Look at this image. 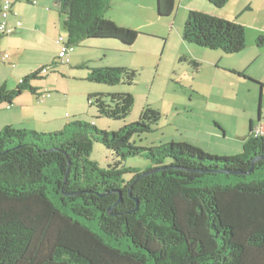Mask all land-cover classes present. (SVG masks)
<instances>
[{
	"label": "trees",
	"instance_id": "obj_1",
	"mask_svg": "<svg viewBox=\"0 0 264 264\" xmlns=\"http://www.w3.org/2000/svg\"><path fill=\"white\" fill-rule=\"evenodd\" d=\"M175 1L156 0L157 15L171 16ZM204 1L217 9L229 2ZM54 2L67 46L116 40L130 47L140 35L104 17L110 0ZM182 39L226 55L246 47L244 26L192 10ZM256 46L264 48V35ZM41 70L13 90L0 86V105L35 94L30 82L44 78ZM134 78L124 68H91L86 79L115 86ZM94 96L88 101L98 116L113 120L124 119L133 103L126 94L107 95L108 102ZM157 117L147 109L111 135L82 121L47 134L0 130V264H264V159L251 165L264 157V135L247 139L232 157L186 143L133 146L132 137L152 132ZM94 140L120 160L145 152L153 166L136 172L117 162L101 169L89 160ZM219 175L253 179L222 185Z\"/></svg>",
	"mask_w": 264,
	"mask_h": 264
},
{
	"label": "rangeland",
	"instance_id": "obj_2",
	"mask_svg": "<svg viewBox=\"0 0 264 264\" xmlns=\"http://www.w3.org/2000/svg\"><path fill=\"white\" fill-rule=\"evenodd\" d=\"M5 1L15 6L18 20L23 25L38 24L44 13L49 15V40L44 45H40L37 39L40 30L37 27L24 37L21 31L9 36L0 35V57L8 55L7 62L0 64V86L13 90L18 80L42 68L48 69L43 79L30 82L31 87L36 92L39 90L41 95L28 92L29 96L26 94L22 101L28 97L29 100L43 99L47 94L54 96L61 99L53 105L57 115L66 114L70 122L92 124L109 135L139 122L148 109L157 113L158 120L152 126V132L132 137L130 142L133 146L152 148L169 143H186L217 157L240 154L242 151L236 153L232 148L235 145L234 136L239 131L247 130L248 133V118L257 120L258 113L264 118V87L260 86L264 85V48L256 46L257 38L264 35V0L258 5L253 2L255 12L244 16L248 24L245 27L246 47L234 55L184 42L182 31L188 14L176 2L171 16L160 17L156 12V0H110V9L104 17L118 27L137 31L140 35L135 43L126 47L116 40H86L72 47L67 63L58 65L56 58L60 48L55 42L59 38L66 42L67 36L54 0H34L37 3L35 6L31 4L33 0H0L2 3ZM197 1V7L202 5L200 8L203 11H218L233 16L234 8L230 7L248 0H232V4L222 9L204 0ZM45 8H50V11L46 12ZM43 47L48 48L47 53L43 54ZM84 58L91 59V63H83ZM47 60L53 62L45 63ZM93 67L124 68L133 71L135 78L130 85L96 84L86 79ZM241 67L243 71H240ZM12 71L15 79L8 77ZM110 94L132 97V107L124 119L100 117L95 105L88 101L89 96L103 95L101 98L108 102L107 95ZM7 107L0 105V117L7 113ZM142 154L120 160L94 140L89 160L101 169L119 162L120 168L144 172L153 164L145 152ZM168 162L169 159L165 164ZM129 176L131 174L124 177ZM252 179L219 175L216 182L234 185Z\"/></svg>",
	"mask_w": 264,
	"mask_h": 264
},
{
	"label": "crops",
	"instance_id": "obj_3",
	"mask_svg": "<svg viewBox=\"0 0 264 264\" xmlns=\"http://www.w3.org/2000/svg\"><path fill=\"white\" fill-rule=\"evenodd\" d=\"M27 1H29V0H27ZM262 1L263 0H261L260 2H257V0H248L246 2H241L240 4L234 3L236 5H234V7H230V8H234L233 16H229L231 14L224 15V13H220L218 11L217 12L203 11V9L200 8V7H202V5H200V7H197L199 5L197 0H176L175 2L180 6V8L184 9V13L186 12L188 14L189 11L196 10L197 12L199 11L202 13H207L209 15H213V16H216V17H219L222 19L233 20V21H236L237 23L241 24L244 27H248L247 26L248 24L246 22V18L244 19V16L245 15L247 16L248 14L255 12L254 7L252 5L253 2H255L258 5V3H261ZM33 2H36V1H34V0L31 1L32 5H34V6L37 5V3L33 4ZM231 2H232V0H229V2L224 6V8L226 6H228L229 4H232ZM1 3L2 2H0V5H1ZM257 5H256V7H257ZM44 10L46 12H49L50 8H45ZM177 14L178 13H176L175 16ZM234 17H235V19H234ZM40 18H42L41 20L39 19L40 21L38 19H35V20H38V24L37 23L35 24V23H33V21H31L33 24H30V23L26 24L25 23L23 25V23H21L20 27H16V23L21 22V21L18 20V15L15 12V6L13 7V4H12L11 14L8 17V19L6 20V24H7L8 29L12 30V33H10L9 35H12V34L17 33L18 31H21L22 37H24L28 33L33 32V27H37V30L40 29L39 34L36 35L37 39H39L40 45H44V43L49 40L48 39V36H49V33H48L49 15L44 13L43 16ZM58 22H60V16H59ZM245 32H246V30H245ZM9 35H3V36H9ZM55 44H56V42H55ZM57 46H59V45H57ZM42 49H44L45 51ZM47 49L48 48H44V47L41 48V50L44 51L43 54L47 53V51H48ZM52 51H53V49H52ZM54 52L55 51H53V54H54ZM254 54H255V56L258 55V53H254ZM43 57L46 58V56H44V55H43ZM84 59L85 60H83V63H89V64L91 63V59L90 60H88V58H84ZM47 62L51 63L53 61L52 60L45 61V63H47ZM93 68H98V67H93ZM13 69H14V67H13ZM240 69H241L240 71H243L244 68L241 67ZM10 73L11 74L8 77L10 78V76H11V79H15V77L13 76L14 71H12ZM20 81H21V79L18 80V83ZM18 83H17V85H18ZM39 92L40 91L37 90V92L34 95H38V96L41 95V94H39ZM26 94L29 96L28 91L23 92L21 95L22 97L20 96L19 98H17L14 101V103L11 106H9L10 109H9V107H7V109H6L7 113H5V114L3 113V115H1V117H0V130H2L6 126H10V127L15 128V129L31 130V131L41 132V133L47 134V133H54V132L61 131L66 127V125L68 123H70L69 117H67L66 114L57 115L56 112L53 111L54 103L59 102L61 99L54 98V96L49 97L47 94V95H45L47 99L46 98H43V99H38V98L33 99L32 98V99H30L31 100L30 101L28 99L29 98L28 97L27 99H25V101H22L23 100L22 98H25L24 96H26ZM56 94H58V93H56ZM57 96H59V94ZM261 121L264 122V118L261 117L260 113H258L257 120H254L253 118H248V123H249L248 133H247V130L237 132V134L234 136L235 142H233L235 145L232 147V148H234V151H236V153L242 151L243 144L247 139L254 137L253 131L256 127L261 128L262 129V135H264V126L262 125ZM222 129H225V128L222 127ZM225 135H226V132H225Z\"/></svg>",
	"mask_w": 264,
	"mask_h": 264
},
{
	"label": "built area",
	"instance_id": "obj_4",
	"mask_svg": "<svg viewBox=\"0 0 264 264\" xmlns=\"http://www.w3.org/2000/svg\"><path fill=\"white\" fill-rule=\"evenodd\" d=\"M36 2H33V4H35ZM11 3H9L8 1L3 2L0 5V35H9L10 33H12V30L8 29L7 24H6V20L8 19V17L11 14ZM21 23L17 22L16 23V27H20ZM56 44L59 45L60 47V51L58 53V56L56 58V64H65L68 62V57L69 54L73 51L72 46H67L66 42H64V40L62 38H59L56 41ZM8 60V55H3L0 57V64L4 63ZM48 69L47 68H42L41 72H40V76H45L47 74ZM253 136L254 138L259 137V136H263L262 135V129L259 127H256L253 131Z\"/></svg>",
	"mask_w": 264,
	"mask_h": 264
},
{
	"label": "water",
	"instance_id": "obj_5",
	"mask_svg": "<svg viewBox=\"0 0 264 264\" xmlns=\"http://www.w3.org/2000/svg\"><path fill=\"white\" fill-rule=\"evenodd\" d=\"M264 159V157H257V158H254L251 162V165H253L255 162H257L258 160H262ZM252 169V168H251ZM155 172H158V171H155ZM249 174V173H247ZM112 208L109 209V211H111Z\"/></svg>",
	"mask_w": 264,
	"mask_h": 264
}]
</instances>
